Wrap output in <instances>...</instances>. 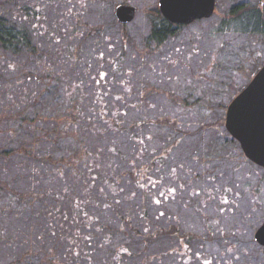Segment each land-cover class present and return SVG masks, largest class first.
Segmentation results:
<instances>
[{"label":"rangeland","instance_id":"obj_1","mask_svg":"<svg viewBox=\"0 0 264 264\" xmlns=\"http://www.w3.org/2000/svg\"><path fill=\"white\" fill-rule=\"evenodd\" d=\"M30 1L41 5L45 12L44 21L39 20L32 27L36 30L33 38L44 49L55 51V56L50 57L55 69L60 68L68 77L70 75V82L78 75L81 77L84 69H103L108 80L103 88H109L105 107L112 112L127 108V112L120 115L127 130L105 135L80 130L78 135L67 126L70 120L65 116L67 105L55 99L54 108L50 106L52 103L40 102V94L52 86L53 76L51 80L46 78L40 67L27 60L18 64L13 72H8L5 62L0 64V149H17L8 154L13 156H0V209L4 212L0 213V228L7 239L28 233L31 234L29 239H36L35 235L48 226L44 209L47 211L56 206L55 202L41 205L43 194L49 189L58 193L63 189L76 190L71 182L72 179L75 182L78 172L83 173V164L75 166L74 154L67 151L84 135L87 139L84 147H91L98 153L97 148L102 145L105 152L101 151V155L106 156L111 155L107 151L113 144L122 158H114L112 167L117 177L118 193L114 202L117 210L110 208L98 213V222L111 224L115 236L110 244H106L103 240L106 227L95 231V224L84 225L80 234L88 231L92 237L89 243L82 244L86 250L85 258L78 264H112L109 257L117 246L129 251L122 264H264V253L254 239L264 220V168L249 162L243 154L238 155L241 149L237 143L227 145L224 138L220 139L221 134L228 135L223 119L218 120L225 117L226 111L223 106L216 105L228 106L233 96L264 65V16H260L261 22L256 21L258 24L251 32L246 28L250 23L254 24L257 12L244 13V17L242 15L236 21L230 18L233 8L256 0H216V10L211 17L177 28L163 45L147 40L151 29L150 14L153 7H159V0ZM120 4L137 7L133 22L121 25L117 21L115 12ZM39 27L52 37L38 36ZM57 37L59 42L55 43L53 40ZM55 44L61 49L67 45L65 52L55 50ZM76 48H79L78 54ZM78 55L84 64L75 69L78 60L75 59L73 65H68V61ZM117 60H122L118 66L121 71ZM112 66L118 72L115 75ZM74 72H78L76 77L71 76ZM20 75L29 76L30 80L24 77L21 82ZM111 77H115L112 83L109 82ZM79 79L84 80L82 86L91 96L94 88L91 76L83 75ZM187 81H195V96H204L214 105L203 104L190 109L182 106L179 99L183 91L180 90ZM76 86L80 87V84ZM56 93H65V89L59 87ZM118 97L123 101L116 99ZM94 106L98 108L95 103ZM46 109L49 112H44ZM188 109L192 111L189 113ZM33 110H37L38 118L43 119L32 122L33 134L37 136L21 137L8 129L17 122L11 116L27 111L32 117ZM174 115L178 117V127L186 134L164 164L151 170L154 179L163 175L161 183L149 184L147 189L140 190L129 176L130 168L133 166L137 170L147 163L157 154L161 142L169 144L170 140L164 138L166 134L175 138V134H164L166 127H162L166 128L163 130L157 125L159 118ZM142 119L146 122L141 124L138 132L144 137L149 133L151 138L144 140L146 149L143 153L137 151V144L130 138L131 130ZM52 128L55 134L64 132L61 143L44 139L43 134ZM91 129L94 131L95 127ZM33 154V159L21 156ZM48 156L52 162L48 161ZM95 161L96 165L108 170L104 161ZM169 188L175 192L171 196L167 193ZM31 190L41 192L33 202H24L20 206L16 199L10 200L11 191ZM253 190H260V193L254 196ZM78 191L80 195V188ZM234 202L238 204L234 205ZM31 206L32 210L24 211V207ZM60 206L64 209V202L61 201ZM93 208L91 205L87 211L91 213ZM124 217L130 218L131 224L122 221ZM172 225L179 227V234L159 233L161 228L168 230ZM63 231L66 233L64 228ZM57 239L50 238L58 254L65 256L68 253L66 243ZM184 243L189 245V252ZM24 249L26 247L20 244L1 245L0 262L21 255Z\"/></svg>","mask_w":264,"mask_h":264},{"label":"trees","instance_id":"obj_2","mask_svg":"<svg viewBox=\"0 0 264 264\" xmlns=\"http://www.w3.org/2000/svg\"><path fill=\"white\" fill-rule=\"evenodd\" d=\"M22 1L23 0H20V2L19 0H0V62H1L0 64H4L5 62L8 72L10 71L13 72L17 69L18 64L20 65V63L27 60L33 63L36 67L38 68L40 67V69H42L43 72H45L46 78L49 77L51 80V77L53 76L54 79L51 83L52 86L48 88V91H45L43 92V94H40V102L41 104H47V105L52 103V105H50L52 108L55 107L53 105L54 99L57 100L58 103L64 106L67 105L65 116H69L70 118L69 122H67V126H71L72 130L76 131L78 135L80 130L81 131L90 130L94 134H96V132H99L101 135H105L108 133L119 134L120 132H124V130L126 131L127 129L123 127V122L121 120L120 115L126 113L127 108L120 109L118 110V112L115 109L112 112L105 107L106 106L105 98L107 97V93L109 92V88L107 89L103 88V86H105L104 83L108 82V80L105 79L106 78V74H104L105 71H103V69L97 71V67H96L95 70H91V71L90 69L89 71L84 69L85 71V72L83 71L84 74L81 73V77H83V75L84 76L87 75L89 77L91 76V78L94 81L93 82L94 88H93V93L90 94L91 96H89V94L86 93L84 87L82 86L84 80L79 79L81 77H79L78 72H74L73 75H71L74 77L78 75L77 77L78 79L77 78L73 79L70 82V75L68 77L67 73L65 72L63 73V70L60 68L55 69V64L54 62H52L50 58L55 56L54 55L55 51L50 52L44 49V47L41 46L42 44L39 41H37L36 38L35 39L33 38L36 34V30H34L32 27L36 25L37 21L40 20V22H42L44 21L45 18V12H42V9L40 7L41 5L37 3L34 4V1H30V0H24V3H21ZM259 2L260 1L252 2L250 4L246 3L245 6H238V8H233L230 13V18L233 21H236L244 13L248 14L249 11H253L254 14V12H257L256 16H258V18L255 19L254 24L250 23L246 28L247 31L251 32V30L254 29L255 24H258L256 23V21L258 20L260 21V16L261 15L264 16V13L260 12L261 6H259L260 5ZM7 4H9L8 7ZM68 9L71 10V8ZM150 16H151L150 17L151 29L147 37V40L148 42L151 41L157 45H163L164 43H166L168 39L171 38L172 35L176 32L177 28L184 26V25L175 26L172 22L168 21L161 13L159 7L157 6L153 7L152 14H150ZM242 17H244V15ZM249 17L250 19L254 18V17L251 18V16ZM37 30L39 33L38 36H41L42 38L47 39L48 37L45 36L48 35L51 36L50 34L47 33L44 34L42 31L43 30L42 27L37 28ZM147 40H146V44H147ZM53 41L55 43L59 42L58 37ZM64 47L66 48L67 45ZM54 48L55 50L59 49V51L63 50L65 52V48L61 49V46L59 44H55ZM76 49H77L76 52L78 54L79 48ZM72 51L74 52V49ZM73 52H71V54ZM94 56H96V54H94ZM99 56L101 57V54H99ZM78 57L80 56L79 55L74 56V59L73 57L72 59L70 58V60L68 61V65H73L72 63H74L75 59H77L78 61L75 62L74 68L77 67V65L84 64L81 58ZM121 61L117 60L118 62L117 67L120 65ZM112 67L114 71L113 74L114 75L117 74L118 72H115V66ZM119 71H121L120 68ZM24 77L25 80L26 79L30 80L29 76H23V75H20L18 79L22 78L19 79L22 82ZM114 78L115 77H111L109 79V82L112 83ZM77 84H80V87H77L76 86ZM59 87L65 89V93L57 94L56 90L59 89ZM196 88L197 87L195 81L192 82L187 81L186 85L183 88H181L180 91H183V96H181V99H179V103L182 106L190 109L194 107H200L203 104L209 106L214 105V103L210 102V99H207L204 96L202 97H198L197 95L195 96ZM171 96L173 97L174 94H172ZM191 98H193V100H191ZM116 99L122 100V97H118ZM94 103L98 105V108L94 106ZM216 105L219 108L220 106L221 107L223 106L225 108L224 111L227 110V106L222 103H218ZM175 107H177L176 104ZM189 109L188 112L190 113L192 110ZM56 110L57 107L55 111ZM172 110H174V108H172ZM175 111H177V108H175ZM44 112H49V110L46 109ZM31 114H33L32 117L29 114L27 115V111H26L21 115H19L18 113L15 117L11 116V119L17 122L9 126L8 129H10L11 132L16 133L17 136H21V137L22 135L23 136L27 135L28 137L37 136L36 134H33L32 122L37 120L39 116V112L37 110H33ZM225 117L223 116L222 118L218 119V120L223 119L222 121H224V125H225ZM177 118L178 117L174 115L170 117L164 116L163 118H159L157 120V125L160 126L161 129H163L162 127L167 128L164 134L165 133H172V135L175 134V138L171 139V135L166 134L164 138L166 139V141L170 140L169 144L167 143V145H164V143L161 142V147L159 151L157 152V154L152 155L147 163H144L141 166H139V169L137 170H135V167L133 166L130 168L129 176L132 179V181L135 182L136 188L143 190V189H147L149 187L148 186L149 184L152 186L153 184L156 185V178L154 179L153 176L150 175L151 170L154 167L157 168V165H160V160L164 162L170 155L171 151L175 149V147L179 145V143H181V141L183 140V135L186 133L183 132L178 127ZM38 120L42 121L43 119L42 117H40L38 118ZM142 120L137 121L134 128L130 132V138L132 139V141H134L137 144V151L141 153H143V151H145L146 149V147L144 146V140L146 138H150L149 133H147L146 137H144L138 132V129L141 127V124H145L144 122H146L145 119ZM93 126L95 127L94 131L91 129ZM168 129H172V130H168ZM52 130H54V128L50 129L49 132L46 131L43 134L44 139L50 140L52 142L57 141L61 143L64 139V137H62V134L64 132L61 131V133L55 134V131ZM226 132L228 133V135L221 134L220 139L224 138L227 145L228 144L232 145L234 143L235 144L237 143L238 146L240 147L239 142L236 139L232 138V136L227 131V129ZM83 134L84 132L82 133V135ZM84 137L85 136L83 135V139L80 142H78L76 146L71 147L67 151V152L72 151V153L74 154V157L72 158L74 160L75 166L79 165L80 163L83 164V173L80 174V172H78V175L75 176L78 180L74 178L75 179L74 182V180L71 178L72 179L71 183H73L76 186L74 187L76 190L71 192L67 189H63L60 193H58L53 189L52 190L49 189L47 192L43 194L42 200L39 202L41 205L49 204L50 202H55L56 206L51 210L47 208L46 211L44 209V214L49 227L45 225V227L41 229V231L37 235H35L36 239L34 240L29 239L31 238L30 237L31 234L29 233L22 234L17 237H11V239H7V237L5 236V231L2 228H0V246L1 245L6 246L11 244L13 245L14 243L15 245L20 244L21 246L26 247V249H24L21 255H13L8 259V261L0 262V264H78L79 260L85 258L86 250L83 248L82 244L85 242L89 243L92 237L91 232L88 231L86 232L83 231L84 233L81 232L82 234H80V229L82 230V227L84 225L88 227L91 224H95V231H100L102 228L106 227L105 228L106 232L104 233L103 236L104 242L106 244H110L111 241L113 240V236L115 235L112 233L113 230H111L112 227L111 224L104 223L101 221L98 222V218H99L98 213L108 210L110 208H115L117 210V205L114 203L116 202L117 199L116 196L118 193L116 191L117 189L115 185V183L117 182V177L114 175L112 167L114 164L113 159L122 158V155L119 151L115 150V148L112 147L113 144L108 146V151H107V153L109 152V154L111 155H106V156L101 155V151L103 153L105 152L104 150L101 149L102 145L98 146L97 148L98 153H96V151L94 152L91 150V147L90 148L84 147L86 146L85 144L87 140ZM80 145L82 146L80 147ZM22 146L23 149L26 148L24 144ZM141 146H144V148H141ZM82 147L84 148L82 149ZM16 150L17 149H12V148L4 149V150L0 149V156L1 157L13 156L8 154H12ZM241 151L238 153V155L243 154V156L246 158L243 151L242 152ZM21 156H24L25 159H27V157L29 159H33L35 157L34 154L21 155ZM64 158L67 157H65L64 155ZM47 159L48 161H50L52 158L48 156ZM95 159L104 161L109 171L108 170L106 171L105 169H103V167L96 165L97 162L96 161L93 162ZM61 160L62 159H60V161ZM249 162L252 161L249 160ZM32 169H37V168L33 167ZM33 171L35 172V170ZM138 171L140 173H138ZM147 180H150V182L148 183ZM78 188H80L81 191L80 195L78 194L79 192ZM93 189H95L96 191L95 193ZM40 195L41 192L35 190L25 191V192H18V191L9 192L10 200L16 199L19 202L20 206L24 202H33L35 199H37L36 197ZM61 201L64 202L65 204L64 209L60 206ZM91 205H93L94 208L90 213L87 211V207ZM31 208L32 206L30 208L24 207V211L32 210ZM42 211L43 209H41L40 212ZM0 213L4 214L3 209H0ZM122 221L127 222L128 225L131 224V219L128 217H124ZM63 228L66 231V233L63 231ZM133 230L136 229L133 228ZM177 230H178L177 227H171L168 230L160 229L159 233L172 234V233H177ZM182 236L185 237L186 234H183ZM51 237L58 238L57 241L60 240L66 243V250L68 253L65 256H61L58 254L54 242L50 240ZM128 253L129 251L125 247L117 246L114 248L113 252H111L109 259L111 260L112 264H122V260Z\"/></svg>","mask_w":264,"mask_h":264},{"label":"water","instance_id":"obj_3","mask_svg":"<svg viewBox=\"0 0 264 264\" xmlns=\"http://www.w3.org/2000/svg\"><path fill=\"white\" fill-rule=\"evenodd\" d=\"M164 17L176 25H189L211 17L216 0H159ZM137 7L120 4L116 16L122 23L132 22ZM225 126L253 163L264 168V65L251 81L233 98L226 111ZM257 241L264 246V223L256 232Z\"/></svg>","mask_w":264,"mask_h":264},{"label":"flooded vegetation","instance_id":"obj_4","mask_svg":"<svg viewBox=\"0 0 264 264\" xmlns=\"http://www.w3.org/2000/svg\"><path fill=\"white\" fill-rule=\"evenodd\" d=\"M256 1H260L259 2V6H261L260 7V12H263L264 11V1L263 0H256ZM115 15H116V12H115ZM116 18H117V16H116ZM136 18V17H135ZM117 20H118V18H117ZM134 21V20H133ZM132 21V22H133ZM118 22L119 23H121V24H128V23H122V22H120L119 20H118ZM129 23H131V22H129ZM175 26H178V25H176V24H174ZM180 26V25H179ZM164 164V162L162 161V160H160V166H162ZM162 174H160V176H159V178L158 179H156V184H158V183H161V179H162ZM258 191V192H257ZM169 192V193H168ZM167 193L168 194H170V195H168V196H171V194H174L175 192H174V190H172L171 188H169L168 190H167ZM167 193L165 194V196L167 195ZM256 193H260V190H253V192H252V194L254 195V194H256ZM254 196H256V195H254ZM257 200L259 201L260 199L257 197ZM160 203V202H159ZM238 204V203H237ZM237 204H235V202H234V205H237ZM160 215H161V212H160ZM263 223H264V220H263ZM262 223V224H263ZM171 227H177L176 225H172ZM170 227V228H171ZM161 229H163V228H161ZM177 233H172V234H170V235H177V234H179L178 232H179V227H177ZM259 229V228H258ZM257 229V230H258ZM257 230H256V232H257ZM256 232H255V235H254V239H255V241L261 246V250L263 251V253H264V246L263 245H261L258 241H257V239H256ZM181 238H182V240H183V237L181 236ZM191 238V237H190ZM185 244V246H186V249H187V251L189 252L190 251V248H189V245H186V243H184ZM188 244V243H187ZM175 252H177V253H179L178 251H176L175 250ZM187 257H189V254L187 253V255H186V259H187ZM205 264H208V262L206 263L205 262Z\"/></svg>","mask_w":264,"mask_h":264}]
</instances>
